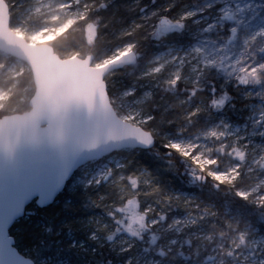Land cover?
<instances>
[{
  "label": "snow or ice",
  "instance_id": "obj_1",
  "mask_svg": "<svg viewBox=\"0 0 264 264\" xmlns=\"http://www.w3.org/2000/svg\"><path fill=\"white\" fill-rule=\"evenodd\" d=\"M82 107L93 239L139 244L123 264H264V0H0V145Z\"/></svg>",
  "mask_w": 264,
  "mask_h": 264
},
{
  "label": "water",
  "instance_id": "obj_2",
  "mask_svg": "<svg viewBox=\"0 0 264 264\" xmlns=\"http://www.w3.org/2000/svg\"><path fill=\"white\" fill-rule=\"evenodd\" d=\"M97 124L96 115L82 107L57 122L51 132L44 121L35 136L29 129L13 134L11 148L0 145V264H35L17 248L11 228L30 204H52L78 168L98 159V149L86 147ZM60 131L63 139L57 140Z\"/></svg>",
  "mask_w": 264,
  "mask_h": 264
},
{
  "label": "trees",
  "instance_id": "obj_3",
  "mask_svg": "<svg viewBox=\"0 0 264 264\" xmlns=\"http://www.w3.org/2000/svg\"><path fill=\"white\" fill-rule=\"evenodd\" d=\"M148 2L149 0H143V3ZM135 159L140 163H145L142 155H136ZM180 175H185L183 169H181ZM165 179L171 187H178L183 191L186 189L194 190V185H186L182 179L175 175L167 176ZM71 182L72 180L67 183L64 192L59 194L56 202L46 207H39L32 203L26 208L25 215L11 228V234L15 237L17 248L21 252L23 249H28L36 264L38 260L58 252V248H61L62 252L67 254L75 264H91L95 261L94 258L99 262L103 261V264H107L109 260L113 264L123 261V254L117 255L110 249L111 241L109 240H106L104 245L99 248H95V242H89V250H83L78 243L73 245L71 241H65L69 234L80 239L78 233L84 224L83 220L89 219L94 213L100 211L93 204L96 197L93 189L86 188L87 191H84V194L79 193L80 191L69 192ZM82 231L84 232V230ZM93 251L94 253H92ZM25 255L28 256L26 253Z\"/></svg>",
  "mask_w": 264,
  "mask_h": 264
},
{
  "label": "rangeland",
  "instance_id": "obj_4",
  "mask_svg": "<svg viewBox=\"0 0 264 264\" xmlns=\"http://www.w3.org/2000/svg\"><path fill=\"white\" fill-rule=\"evenodd\" d=\"M114 94L115 93V90H114ZM231 94V93H230ZM249 102L248 101H237V108L238 109H241L242 111L240 112L239 115L237 114H232L230 113V120L229 122L233 124L234 127H240L242 128L244 126V123H245V120L247 118V116L250 114L249 112V109L244 107L245 104H248ZM252 103V106H253V109L255 108V101L251 102ZM249 128L251 127V124L248 125ZM97 171V165H96V161H92V162H89L88 164H86L85 166H83L79 172H77L72 178V182H71V185H70V188H69V192H75V191H80L79 193H82L84 194L83 192L87 191L86 188H88V184H87V181L89 179V177L92 175V174H95ZM173 189L175 190H178V191H183V190H180L178 189V187H172ZM80 189H82L83 191H81ZM104 191L103 188H98V189H93V193H95L94 196H96L99 192H102ZM92 199H94L92 197ZM94 219H105L106 220V217H102L101 216V213L100 211H97L96 213L93 214L92 217H90L89 219L87 220H83V225L82 227L80 228V233H78V236L81 237L80 239L77 238V236H73V235H70L65 238V241L66 242H72L73 245H77V243L79 244V247L83 250H89V242H95V248L96 247H102L105 243L107 239V234L105 233H96L97 235V238L96 239H93V234L95 232V229L93 228L92 226V221ZM82 222V220H81ZM84 230V232L82 231ZM122 239V237L118 236L116 238V240L114 241H111L110 242V249L114 252H116L117 255H120V253L118 252V248L120 247L118 241ZM64 241V242H65ZM140 245L138 244L137 245V249H134L133 250V253H125L123 254V257H124V260L127 256L129 255H133L135 254V252L139 249ZM58 252H56L55 254L51 255V256H48V257H45L41 260H38L37 261V264H75L71 261V258L67 255V254H64L61 250V248H58L57 249ZM23 252L24 254H28V257H30L31 259H33L30 255V252L28 249H23ZM22 252V253H23ZM94 253V251L92 252ZM98 253V251H97ZM101 254V253H100ZM34 260V259H33ZM94 262L91 263V264H103L102 262L103 261H97L96 258H94ZM123 260V261H124ZM35 261V260H34ZM123 261H119L117 262L116 264H123ZM36 263V262H35Z\"/></svg>",
  "mask_w": 264,
  "mask_h": 264
}]
</instances>
